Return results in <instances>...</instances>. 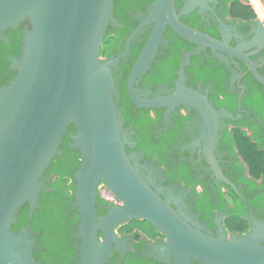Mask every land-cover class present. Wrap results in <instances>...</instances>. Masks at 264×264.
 <instances>
[{"label": "water", "instance_id": "95a60500", "mask_svg": "<svg viewBox=\"0 0 264 264\" xmlns=\"http://www.w3.org/2000/svg\"><path fill=\"white\" fill-rule=\"evenodd\" d=\"M115 1L0 0V41L7 40L9 29L28 23L21 55L11 60L16 74L0 88V264H37V239L30 225L18 233L12 226L26 204L32 221L44 174L71 126L76 128L72 146L81 159L74 179L82 264H106L112 245L122 244L115 229L133 219L150 221L166 236L155 252L165 260L173 257L175 264H264V223L255 221L245 237L228 238L223 232L210 236L163 200L127 155L112 71L116 61L100 56ZM150 13L155 29L133 69L130 89L153 59L167 27L186 40L210 43L180 21L176 0H155ZM192 93L181 87L172 97L136 101L151 108L194 96L206 116L209 138H214L218 119L227 114ZM100 184L123 202L105 216L96 214Z\"/></svg>", "mask_w": 264, "mask_h": 264}, {"label": "flooded vegetation", "instance_id": "af4514ba", "mask_svg": "<svg viewBox=\"0 0 264 264\" xmlns=\"http://www.w3.org/2000/svg\"><path fill=\"white\" fill-rule=\"evenodd\" d=\"M154 2L116 0L114 21L100 50L103 59L116 61L112 71L126 153L162 199L192 219V226L213 237L220 232L228 238L245 237L255 221L264 223V172L253 170L239 144V136L245 134V144L259 146L264 156V82L260 81L264 80V0H176L180 21L210 43L186 40L167 27L153 59L130 89L133 69L155 29L150 13ZM5 35L8 37L7 32ZM181 87L206 98L216 112L227 114L218 119L214 138H209L206 116L194 104V96L151 108L138 103L172 97ZM68 146L74 151L72 143ZM75 157L81 163L80 153ZM79 167L65 192L70 196L73 219L78 215L80 220L74 179ZM58 181L61 183L58 174L45 172L33 217L37 209L44 212L42 203L48 200L42 194H49L52 183ZM98 191L97 216L123 205L104 184ZM29 211L28 205V218ZM32 232L38 247L35 260L44 264L36 255L44 251L38 244L41 233ZM114 232L122 244L112 245L106 264H175L173 257L165 260L155 252L166 242V236L150 221L133 219ZM97 235L103 242L102 232ZM71 239L73 251L68 264H82L78 228Z\"/></svg>", "mask_w": 264, "mask_h": 264}, {"label": "trees", "instance_id": "16d2710c", "mask_svg": "<svg viewBox=\"0 0 264 264\" xmlns=\"http://www.w3.org/2000/svg\"><path fill=\"white\" fill-rule=\"evenodd\" d=\"M28 23L17 30L9 29L7 31L8 37L6 41H0V88L7 85L15 76V72L10 70L11 60L19 58L21 55L23 35L22 32ZM76 131L74 126H71L62 141L60 150L64 152L57 155L51 162L47 172H53L60 176L61 183H52L49 194H42V197L48 201L42 203L44 212L37 209L35 211L32 221L28 218V205L21 208L17 215V222L12 226L14 232L18 233L20 228L30 225L31 229L35 232H40L38 235V244L44 248V251H37L36 255L39 260H43L44 264H68L72 256L71 244L73 240V231L77 228L76 222L79 220L77 215L73 219V211L71 205L68 203L70 196L65 192L67 184L73 178V172L80 164L79 160L75 157L77 150H70L68 143H72L70 134ZM244 136H239L240 149L245 155L247 162L251 165L254 171L262 170L264 172V156L260 151L259 146L251 142L245 144ZM77 151V152H76ZM79 153V152H78ZM61 155V156H60ZM263 167V168H261ZM74 183V181H73ZM62 185V188H61ZM75 188V185L73 184ZM57 191V192H53ZM107 203V201H105ZM238 214L240 210H238ZM136 221H133L131 226L134 228ZM127 228V227H126ZM130 228L129 230H131Z\"/></svg>", "mask_w": 264, "mask_h": 264}, {"label": "rangeland", "instance_id": "374dc122", "mask_svg": "<svg viewBox=\"0 0 264 264\" xmlns=\"http://www.w3.org/2000/svg\"><path fill=\"white\" fill-rule=\"evenodd\" d=\"M104 194H105L106 197L110 196V194H108L105 190H104Z\"/></svg>", "mask_w": 264, "mask_h": 264}]
</instances>
